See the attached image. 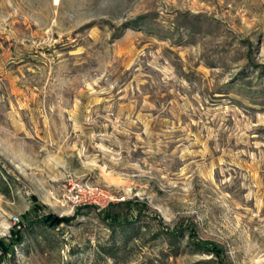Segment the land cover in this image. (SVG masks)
I'll use <instances>...</instances> for the list:
<instances>
[{"label": "rangeland", "instance_id": "1", "mask_svg": "<svg viewBox=\"0 0 264 264\" xmlns=\"http://www.w3.org/2000/svg\"><path fill=\"white\" fill-rule=\"evenodd\" d=\"M0 264H264V0H0Z\"/></svg>", "mask_w": 264, "mask_h": 264}, {"label": "built area", "instance_id": "2", "mask_svg": "<svg viewBox=\"0 0 264 264\" xmlns=\"http://www.w3.org/2000/svg\"><path fill=\"white\" fill-rule=\"evenodd\" d=\"M71 189L74 190L73 196L77 203L97 204L104 207L115 198L109 191L94 183L77 182Z\"/></svg>", "mask_w": 264, "mask_h": 264}, {"label": "trees", "instance_id": "3", "mask_svg": "<svg viewBox=\"0 0 264 264\" xmlns=\"http://www.w3.org/2000/svg\"><path fill=\"white\" fill-rule=\"evenodd\" d=\"M126 203H129L130 204V201H128ZM116 204L120 205V203H113L112 205L114 206ZM104 217L110 219L112 221L111 224L114 225V226L116 224H118V223L121 222V215H120V213L119 212H116L115 213L114 209L112 210L111 208L105 209V215H104Z\"/></svg>", "mask_w": 264, "mask_h": 264}]
</instances>
